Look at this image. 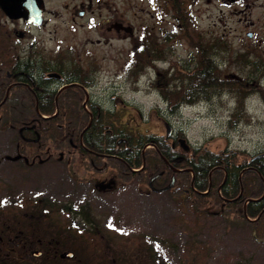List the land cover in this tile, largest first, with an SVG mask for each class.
<instances>
[{"label": "rangeland", "instance_id": "obj_1", "mask_svg": "<svg viewBox=\"0 0 264 264\" xmlns=\"http://www.w3.org/2000/svg\"><path fill=\"white\" fill-rule=\"evenodd\" d=\"M185 10L193 13L205 40L220 37L227 45L228 51L215 56L223 77L242 79L241 99L225 89L212 101L184 106L179 115L166 112L160 94L166 78L169 73L186 72L183 66H191L196 56L189 39L183 43L179 38L166 62L140 61L144 69L132 77L129 67L138 61L129 60L127 51L132 47L125 40L107 46L81 44L86 41L85 30L74 32L63 24L58 33L57 25L49 26L42 45H14L8 39L12 25L0 17V101L15 59L36 54L56 64L60 57L96 71L97 85L88 90L89 95L119 110L122 123L130 128L166 134L164 117L183 129L196 147L236 149L248 155L264 152V92L260 93L264 91V0H190ZM248 31H254L257 39L249 38ZM259 63L263 66L256 71ZM27 96L24 89H13L0 107V236L2 245L10 247L11 232L20 230L23 251L32 242L43 255L25 258L20 252L19 258L11 254V262L0 264H264V218L251 221L240 206H225L222 200L206 205L191 199L184 194L190 188L191 172H177L178 187L159 194L151 191L150 175L128 173L115 157L92 156L81 162L75 138L89 116L80 113L84 104L76 100L75 92L60 98L68 113L65 125L33 142L32 148L20 136V127L35 115ZM241 100L250 118L232 127L229 120L237 116ZM157 162L156 169L162 166ZM213 179L219 181L221 174ZM247 181L252 193L261 190L256 172L251 171ZM154 183L163 184H156V179ZM31 214H36L32 221ZM66 251L75 256L61 257ZM5 255V247L0 248V260Z\"/></svg>", "mask_w": 264, "mask_h": 264}, {"label": "trees", "instance_id": "obj_2", "mask_svg": "<svg viewBox=\"0 0 264 264\" xmlns=\"http://www.w3.org/2000/svg\"><path fill=\"white\" fill-rule=\"evenodd\" d=\"M186 4L187 0L177 1L179 15L185 13V17L188 16V12L186 13L183 10ZM188 21H191L189 16L188 20L185 18V22L188 23ZM195 30L196 26L193 25V34L186 35L193 47H199V52L191 60L192 65L187 66L185 64L183 66L187 69L186 72L178 71L170 74L169 79L168 77L166 78V86L160 92L167 105L165 110L171 115H179L185 105H194L201 101H212L215 97L221 96L225 89L238 100L244 96L238 89L239 82L223 77L221 63L218 61L219 58L215 56L216 52H218V55L221 53L220 50H223V52L228 51L227 45L221 44L220 37L205 40L204 38L202 39L201 35V39L200 36L197 39L194 34ZM61 60L63 58H59L54 64L53 61L45 60L36 54H32L28 57L17 58L12 63V71L16 74L17 80L28 82V78L36 79V90L39 91V98L44 103L38 107L39 112L34 108V119L20 127L22 129L20 135L24 142H27V138H39V140H34L33 142L41 141V137H48L55 129L60 130L68 118V113L60 99L62 94L56 100L58 87L53 86L51 88L49 86L51 79L46 77L47 72H59L62 74L65 83L76 82L84 87L97 85V79L94 77L96 71L94 69L86 70L68 59L67 61ZM238 60L240 64L246 62L243 56H239ZM133 65L129 67V74L132 77L137 75L138 71L140 72V70L144 69L140 62H133ZM255 66L257 71L261 69L263 64L259 63ZM66 92H75L77 101L85 100V92L80 87H71ZM263 92V89H261V95H263ZM91 101L95 102V104L88 106L89 111H86L84 106L80 108V113L89 117L87 120L84 117L82 127L78 130L79 133L76 134L75 138L78 147L77 151H79L78 159L81 162L101 154L115 155L124 162L125 170L132 174L138 173L133 171V169H140L144 160L147 161L150 171L153 172L154 166L159 163L157 160L161 161L163 156L175 168H188L193 171L194 180H192L193 182L189 188L190 194L188 195L191 199L195 201L200 199L201 203L206 205L214 203L215 200L221 204L222 200L225 206H231V204L235 207L240 206L239 211L245 217L255 218L264 213V156L254 158L251 162L252 157L263 152L248 155L247 152L236 149L213 151L207 146H195L187 149L177 139L181 135L186 137L183 129L178 130L175 140L172 142L173 137L171 136L141 132L123 124L121 112L113 107L105 108L97 96H94ZM242 102L243 100H241L240 104H237V116L235 115V119L231 118L229 120L232 127L240 119L247 118L249 121L250 114ZM45 123L46 125H44ZM148 144L153 145V147L145 152L144 150ZM37 149L39 148L35 150ZM161 162V165L171 171L167 164L163 163V161ZM250 166L255 167L254 172L258 174L260 179L261 191L254 194L245 187L243 196L240 199L231 201L241 192L239 173ZM144 172L145 170H143V174H145ZM222 172L228 174L227 183L222 187V196L224 198L219 194L221 179L219 181L213 179L214 174H221ZM248 197H257L258 200L250 201L245 206ZM263 218L264 214L260 219Z\"/></svg>", "mask_w": 264, "mask_h": 264}, {"label": "flooded vegetation", "instance_id": "obj_3", "mask_svg": "<svg viewBox=\"0 0 264 264\" xmlns=\"http://www.w3.org/2000/svg\"><path fill=\"white\" fill-rule=\"evenodd\" d=\"M8 1L12 8L13 16L8 15L0 3V17H2L6 24L10 23L12 25V37L8 39L14 45L15 43L17 45L29 46L42 45L45 41V32L48 31L49 26L53 28L57 25L55 33H58V30L61 29L60 26L66 24L74 32L78 29L85 30L87 35L83 38L86 41L81 44L107 46L125 40L132 47L130 52L127 51L129 60H137L138 62L142 60L166 62L175 52L179 38L181 42L187 43L185 40H188L186 35L193 34L192 23L190 21L188 23L185 22V18L188 20V16L185 17V13H181L180 15L178 13L177 0H62V2L59 0H28V18L19 16L18 2H23V0ZM224 1L226 2V0ZM163 20L171 22L169 27H163L161 24ZM250 32L253 33V38L251 39L256 40L257 36L255 32ZM89 34H92L93 37H90ZM194 34L199 39V29L196 28ZM262 42L263 40L261 39L258 41L260 45H262ZM196 48L198 53L199 47L196 46ZM47 78L51 79L49 86L51 88L53 86L58 87V92L65 85L62 82L63 78ZM6 79L9 82L12 81L13 89H24L26 94H29L30 98L28 97V102L31 107L37 108L44 104L42 99L39 98V91L36 90V79L28 78V82L17 81L15 80L16 76L13 74ZM19 84L21 86H17ZM80 89L83 91L81 87ZM10 93L11 91H6L5 97H8ZM8 99L2 100L1 104L6 103ZM88 103L89 105L95 104L91 99ZM176 134L177 132L173 135L172 142H174ZM29 140L35 139L29 138ZM178 140L181 142L182 136H179ZM246 169H252V166ZM144 170L145 172L151 170L147 163ZM154 172L156 174L157 172L163 173L156 179V184H160V181L163 179L167 180L171 175L165 167L157 170L154 169ZM152 183L155 189H159L158 186L156 187L154 181ZM226 183L227 177L225 176L222 181V187ZM100 185L105 188L103 184ZM149 186L151 187L150 183ZM153 191L155 192V190ZM35 215L31 214V221L32 216ZM20 233V230L11 232L10 239L8 240V243L11 244L10 247L2 245L3 238L0 236V248L5 247V251L7 252V255L0 260V263L11 262V254H15V257L19 258L18 253L20 252H25V258L28 256L41 257L43 255L42 251L35 249L32 242L30 247L25 248L23 251L24 247L21 244L23 239H19ZM30 239V235L26 236L27 241Z\"/></svg>", "mask_w": 264, "mask_h": 264}, {"label": "water", "instance_id": "obj_4", "mask_svg": "<svg viewBox=\"0 0 264 264\" xmlns=\"http://www.w3.org/2000/svg\"><path fill=\"white\" fill-rule=\"evenodd\" d=\"M27 1H28V0H23V2H22V1H19V2H18V5H19V9H18L19 16H23V17H25V18H28V14H27V12H28L29 5H28ZM0 3L2 4V6H3L5 12H6L8 15L13 16V14H12V8H11V6H10V4H9V1H8V0H0ZM249 36H252V34L249 33ZM168 129H169V130H168V134H171V127L168 126ZM173 183H174V179H173V181H172V183H171L170 186H172ZM64 256H65V257H71V256H72V253H67V254L64 255Z\"/></svg>", "mask_w": 264, "mask_h": 264}]
</instances>
